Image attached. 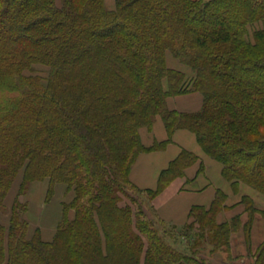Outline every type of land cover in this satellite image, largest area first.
I'll list each match as a JSON object with an SVG mask.
<instances>
[{
    "label": "trees",
    "instance_id": "16d2710c",
    "mask_svg": "<svg viewBox=\"0 0 264 264\" xmlns=\"http://www.w3.org/2000/svg\"><path fill=\"white\" fill-rule=\"evenodd\" d=\"M167 52L192 76L170 68ZM39 64L47 78L26 75ZM194 92L199 111L169 108L170 97ZM158 117L169 140L145 147L139 132ZM180 129L235 192L243 184L264 197V0H115L114 9L105 0H0V211L23 168L22 187L49 179L75 193L51 241L31 232L18 193L9 225L0 224V264H214L200 244L229 252L243 232L249 246L264 218L250 195L223 222V191L209 208L193 206L183 226L198 227L190 247L142 207L122 204L129 190L153 200L199 159L183 151L157 190L131 182L138 156ZM251 257L264 264V240Z\"/></svg>",
    "mask_w": 264,
    "mask_h": 264
},
{
    "label": "crops",
    "instance_id": "0c3cea01",
    "mask_svg": "<svg viewBox=\"0 0 264 264\" xmlns=\"http://www.w3.org/2000/svg\"><path fill=\"white\" fill-rule=\"evenodd\" d=\"M172 68L180 70L178 67L173 66ZM167 103L172 110L197 112L203 105V96L198 92L175 95L170 97ZM156 120L152 131L143 128L139 132L145 147H152V145L161 143L165 144L169 140L163 119L157 118ZM183 151H189L198 156L199 159L185 169L184 176L176 177L170 181L152 200L156 214L163 221L181 227L187 225L190 222L192 207L206 206V208H209L218 190L223 191L227 195L226 204L229 207L230 205L232 207L238 204L242 195H250L255 199L256 204L259 203L261 205L259 207L264 209V197L257 194L251 187L241 184L238 191H234L230 181L228 182L222 176V165L205 154L197 141L196 135L185 129L177 130L172 140L164 145L163 148L141 153L132 167L130 173L131 182L141 191L157 190L162 172L169 168L170 164ZM248 189L254 191L256 195ZM12 193L13 190L11 189L5 200V205L9 209H11L14 201ZM231 207L225 211L229 215L228 218L233 217V213L236 210H239L237 214L243 213V210H240L241 205H237L233 209ZM9 218V215L1 214L0 212V224L8 226L10 223ZM258 226L262 227L260 228L262 233L257 236L254 234V237L255 242L261 243L264 240L263 219L257 221L254 227L255 231ZM43 240H45L44 237Z\"/></svg>",
    "mask_w": 264,
    "mask_h": 264
},
{
    "label": "rangeland",
    "instance_id": "374dc122",
    "mask_svg": "<svg viewBox=\"0 0 264 264\" xmlns=\"http://www.w3.org/2000/svg\"><path fill=\"white\" fill-rule=\"evenodd\" d=\"M105 1L107 8L109 9L115 8V0H105ZM251 31L253 32V30ZM167 63L171 68L173 66L178 67L181 71L186 73L188 77L192 76L191 69L186 68V66L183 65L179 60H177L171 52H167ZM36 74L37 76L47 78L49 74V67L40 64L35 65L34 69L27 72L26 75L35 76ZM24 171L25 169L23 168L19 170L17 175H15V180L11 187L13 190L12 198L15 201L19 193L20 196L18 197L19 199L18 201L26 206L27 212L24 214V218L29 222L31 226L30 229L31 232H33L37 228L41 231V233H43V237L45 240H51L53 235L55 234L57 228L56 225L59 223L62 217V212H63L62 205L70 203L73 200L75 193L71 189L67 190L64 184H56L55 186L52 187L49 179L34 180L31 182L29 181L28 183L26 182V184L22 187L25 176ZM248 190L251 193L255 194L254 191L250 189ZM132 199H134L135 202H132ZM122 204L123 205L129 204L132 206V209L134 210H137L142 207L144 211L148 214V216L151 217L153 220L156 218L161 220L162 222H165L160 218V216L156 214V211L154 210V207L152 205V200L146 193L141 194V192L129 190L128 196H123ZM257 205L259 206L260 204L258 203ZM243 209L244 208L242 206L240 210ZM9 211L10 209L7 208L6 206L5 210L0 212L1 214L9 215ZM225 211L226 210H223L217 216V221L219 220V222H223L232 218V217L228 218L229 215H227ZM238 211L239 210H236L235 213H233V215L234 216L240 215L239 213L237 214ZM221 215L222 217H220ZM69 216L71 218L74 217L73 210L69 211ZM246 216H247L246 214H244L243 216L244 222H246L247 219ZM257 217L259 218L260 216ZM257 221H255L253 225L252 241H250L251 244L249 246H247L245 242L243 232H240L233 236L231 249L229 252H226L227 250L225 251V249H216L213 243L211 242H207V243L205 242V244H200L201 246L199 247V252L208 256L209 258H212L214 264H252L253 259L251 256H253L257 246L259 245V242L257 241L255 242L254 234L255 236H257L258 234L262 233V230L260 229L262 227L258 226L256 228V231L254 229ZM165 223L166 225L160 223V226L164 227V229L165 228L168 229L178 239V242L181 241L183 242V244L189 247L193 245V244L191 245V242L193 241V239L195 240L196 238L195 234L198 231L197 226L192 228L190 231L189 229L184 228L183 226L182 227L176 226L170 222H165ZM174 226H176L177 229L174 228Z\"/></svg>",
    "mask_w": 264,
    "mask_h": 264
}]
</instances>
